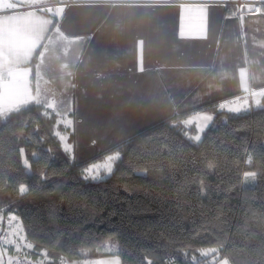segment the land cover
<instances>
[{"label": "trees", "instance_id": "obj_1", "mask_svg": "<svg viewBox=\"0 0 264 264\" xmlns=\"http://www.w3.org/2000/svg\"><path fill=\"white\" fill-rule=\"evenodd\" d=\"M234 11L226 6L225 15ZM197 112L213 116L198 143L184 135L194 136L195 128L182 123ZM58 119L34 104L0 118L4 225L8 212L18 215L28 239L56 264L85 254L96 259L95 251L110 239L122 264H145V257L154 264L167 258L212 264L211 256L200 254L211 247L229 264H264V107L237 115L214 103L175 114L79 164L54 135L56 129L68 133ZM115 151L121 158L108 178H83L85 167ZM245 171L257 173L254 182L243 181ZM20 183L27 184V194L19 193Z\"/></svg>", "mask_w": 264, "mask_h": 264}, {"label": "crops", "instance_id": "obj_2", "mask_svg": "<svg viewBox=\"0 0 264 264\" xmlns=\"http://www.w3.org/2000/svg\"><path fill=\"white\" fill-rule=\"evenodd\" d=\"M167 1L0 0V78L73 121L76 163L175 114L264 96L263 12Z\"/></svg>", "mask_w": 264, "mask_h": 264}, {"label": "snow or ice", "instance_id": "obj_3", "mask_svg": "<svg viewBox=\"0 0 264 264\" xmlns=\"http://www.w3.org/2000/svg\"><path fill=\"white\" fill-rule=\"evenodd\" d=\"M37 105L41 107H46L47 109L53 110L59 117L60 113L57 108V104L54 102H49L47 99H40L33 95L30 90L25 88L23 80L21 77L12 76L7 80L0 78V118L10 117L14 113L21 112L22 109L29 105ZM251 105L257 107H264V96H255L251 100L245 98L232 99L219 104L221 110L227 109L229 112L239 113L242 110H246ZM48 113L46 112L45 115ZM213 119V116L206 113H195L193 117H189L182 121L185 126L196 124L197 134L195 136H190L187 132L184 133L186 137L190 140L199 142L201 140V135L207 126L208 122ZM63 123L64 126L70 127L73 123L71 119H65L63 121L57 120V124ZM58 137L62 150L71 156L73 146L68 143V136L66 134H61L59 131L55 133ZM20 156L23 161V166L26 169H30L31 165L29 160L25 157L24 149H20ZM121 153L115 151L113 154L108 155L104 158L103 162H97L88 165L83 169L82 176L84 179L98 180L101 178V171L111 174L115 163L120 160ZM252 157L249 155L248 161L251 162ZM208 168H213L214 165L208 162ZM243 181L245 183L251 181L254 182L257 176L256 172L245 171L243 172ZM206 185L203 180H200V192L204 193L206 191ZM18 191L21 195L28 193L29 188L27 184L20 183ZM5 216L2 211H0V264H56V261L49 257V253L46 249H40L39 244L29 240L26 233L25 227L18 215L12 212H8L6 218V227L4 226ZM117 245V249H118ZM26 250V251H25ZM108 251H111V245L108 246ZM33 252H38V256L32 255ZM218 253V249L211 247L206 249H201L200 254L202 256H211L212 264H218L215 257ZM39 257H46L48 259H41ZM59 264H80L79 261H66L65 258H61ZM84 264H122L121 256L118 254L114 255L110 259H101L95 261H85ZM145 264H154L153 260L145 257ZM173 264L175 262L173 261ZM219 264H229L228 259H223Z\"/></svg>", "mask_w": 264, "mask_h": 264}, {"label": "built area", "instance_id": "obj_4", "mask_svg": "<svg viewBox=\"0 0 264 264\" xmlns=\"http://www.w3.org/2000/svg\"><path fill=\"white\" fill-rule=\"evenodd\" d=\"M70 3H73V0H69ZM170 4H178V5H186V4H195L199 3L197 1H191V0H168L167 1ZM226 6H230L234 8V13L235 15L242 16L247 13V9L250 13L253 12H260L261 7L264 6V1L263 0H227L224 2H221ZM6 227V225H4ZM26 251V250H25ZM32 255H35L33 252ZM41 259H47L46 257H39ZM59 261H57V264H59ZM173 261L175 264L177 262L173 258H167L166 259V264H173Z\"/></svg>", "mask_w": 264, "mask_h": 264}, {"label": "rangeland", "instance_id": "obj_5", "mask_svg": "<svg viewBox=\"0 0 264 264\" xmlns=\"http://www.w3.org/2000/svg\"><path fill=\"white\" fill-rule=\"evenodd\" d=\"M249 100H251V99L249 98ZM251 110L253 111V110H255V109L252 108ZM63 120H64V119H62L61 121H63ZM60 124L63 126V128H65L66 130H68V133L65 132V131H59L58 129L55 130V133H56L57 131H59L61 134H66V135L68 136V143H70V141H69V137H70V133H71V131L68 129V127L66 128L62 122H61ZM186 127L188 128V126H186ZM55 133H54V135H55ZM55 137H56L57 141H58L59 144H60V141H59L58 137H57L56 135H55ZM60 146H61V144H60ZM61 148H62V146H61ZM66 154H67V153H66ZM67 155L70 156L69 154H67ZM70 157H71V159H73V154H71ZM100 176H101V178L98 179V180H90V179H87V180H90V181H100V180H104V179L108 178V177L110 176V174H107V173L101 171ZM109 245H111V248H112L111 251H108V250H107ZM116 253H117V242H116L115 239H110L109 241H107L106 243H104L103 245H101V246L95 251V254H94V255L98 256V258H96V259H95V258L87 259V256H88V255L85 254L83 260H75V261H79L80 264H84L85 261H95V260H101V259H110V258H112L114 255H116ZM92 256H93V255H92ZM93 257H94V256H93ZM204 257H205V256H204ZM211 262H212V260H211Z\"/></svg>", "mask_w": 264, "mask_h": 264}]
</instances>
